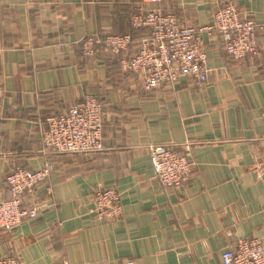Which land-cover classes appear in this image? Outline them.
<instances>
[{
	"label": "crops",
	"instance_id": "0c3cea01",
	"mask_svg": "<svg viewBox=\"0 0 264 264\" xmlns=\"http://www.w3.org/2000/svg\"><path fill=\"white\" fill-rule=\"evenodd\" d=\"M229 0H0V199L7 174L40 169L48 157L45 119L86 94L103 111V148L60 154L47 181L25 194L39 214L0 228V257L24 264H223L238 240L264 244V30L256 56H230L218 34L207 40L208 78H181L152 92L116 57L82 53L83 38L132 32L140 7L209 25ZM264 23V0H232ZM139 41L145 31L133 32ZM130 52V51H129ZM192 160L188 180L163 187L149 144ZM99 187L117 189L116 220L92 212ZM47 188H50L48 191Z\"/></svg>",
	"mask_w": 264,
	"mask_h": 264
},
{
	"label": "built area",
	"instance_id": "2783aa9c",
	"mask_svg": "<svg viewBox=\"0 0 264 264\" xmlns=\"http://www.w3.org/2000/svg\"><path fill=\"white\" fill-rule=\"evenodd\" d=\"M161 1L143 0L145 3ZM132 26L148 30L135 55L129 53L130 33L89 35L82 39L81 49L86 57H94L100 50L113 54L126 52L127 55L118 62L121 71L141 75L147 92L187 77L204 84L209 72L207 40L214 34L220 36L226 52L239 59L258 54L259 34L264 30V23H256L243 15L232 0L217 9L212 22L206 26H186L173 12L142 7L133 14ZM45 122L42 140L48 157L40 169L18 167L7 174L10 197L0 199V228L10 229L39 214V207L23 204V197L47 181L53 170L54 157L103 148V111L95 94H86L67 111L46 117ZM147 148L156 178L163 187L180 186L188 180L192 165L189 154L176 152L166 144H149ZM92 212L101 221L119 219L124 212L120 192L110 187L97 188L93 194ZM222 262L264 264V244L258 237L242 238L223 251ZM0 264L24 263L14 256H3ZM128 264L136 263L130 260Z\"/></svg>",
	"mask_w": 264,
	"mask_h": 264
},
{
	"label": "trees",
	"instance_id": "16d2710c",
	"mask_svg": "<svg viewBox=\"0 0 264 264\" xmlns=\"http://www.w3.org/2000/svg\"><path fill=\"white\" fill-rule=\"evenodd\" d=\"M132 29H133L132 32H129L131 34V36H132V43L130 45V52L129 53L132 54V55H135L138 52V50H139V47H140V44H141V40L148 35V30L146 28H133V26H132ZM141 29H143L145 31V34L139 41H136L133 32L140 31ZM113 55L116 57L117 62H119V59L121 57H123V56H126L127 53L126 52H122V53L113 54Z\"/></svg>",
	"mask_w": 264,
	"mask_h": 264
}]
</instances>
